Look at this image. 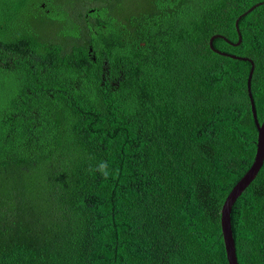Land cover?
<instances>
[{"label":"trees","instance_id":"16d2710c","mask_svg":"<svg viewBox=\"0 0 264 264\" xmlns=\"http://www.w3.org/2000/svg\"><path fill=\"white\" fill-rule=\"evenodd\" d=\"M262 1L0 0V264H229L258 128L210 39ZM239 30L214 46L262 123L264 4ZM232 226L264 264V165Z\"/></svg>","mask_w":264,"mask_h":264},{"label":"water","instance_id":"95a60500","mask_svg":"<svg viewBox=\"0 0 264 264\" xmlns=\"http://www.w3.org/2000/svg\"><path fill=\"white\" fill-rule=\"evenodd\" d=\"M262 4H264V1L255 4L236 20V26L239 32V41L237 43L231 42L228 38H226L222 34H217L210 39V47L216 53L224 56H229L234 59L246 60L252 64L251 71L248 77V93L251 101V109H252L253 117L255 119V123L258 128L257 152H256L255 160L251 168L246 172V174L237 182V184L231 190V192L229 193L223 204L221 211V228H222V234H223V239H224V244H225V249L229 264H240L237 256L236 242H235L234 231L232 226V210L237 199L242 195V193L246 190V188L257 177L261 168L264 165V121L262 123L259 121L257 108L252 93V78L255 71L254 61L249 57L230 54L217 49L214 46V40L217 37H221V38H225L228 42H230L233 45H239L242 41V35L239 30L240 18L247 15L249 12L253 11L255 8H257Z\"/></svg>","mask_w":264,"mask_h":264},{"label":"clouds","instance_id":"9594fccd","mask_svg":"<svg viewBox=\"0 0 264 264\" xmlns=\"http://www.w3.org/2000/svg\"><path fill=\"white\" fill-rule=\"evenodd\" d=\"M94 171L99 172L105 180H107L110 175L115 174L109 171L108 164L106 162H102Z\"/></svg>","mask_w":264,"mask_h":264},{"label":"rangeland","instance_id":"374dc122","mask_svg":"<svg viewBox=\"0 0 264 264\" xmlns=\"http://www.w3.org/2000/svg\"><path fill=\"white\" fill-rule=\"evenodd\" d=\"M56 1H59V0H56ZM61 1H65V0H61ZM35 24H37V23H35Z\"/></svg>","mask_w":264,"mask_h":264}]
</instances>
